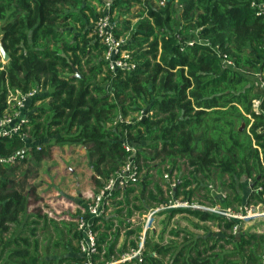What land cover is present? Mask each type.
Listing matches in <instances>:
<instances>
[{
	"label": "trees",
	"instance_id": "trees-1",
	"mask_svg": "<svg viewBox=\"0 0 264 264\" xmlns=\"http://www.w3.org/2000/svg\"><path fill=\"white\" fill-rule=\"evenodd\" d=\"M252 2L264 0H166L163 6L112 0L115 33L128 37L124 49L135 65L131 72H114L95 29L104 15V0H0V35L10 56L0 64L1 109L8 107L10 91L50 89L28 105L23 132L42 147L27 154L40 162L51 139L81 144L88 150L98 189L128 160L126 145L133 146L139 169L148 172L145 183L137 184H153L146 202L134 206L141 214L145 204L160 207L174 200L208 207L205 200L214 201L212 185L226 192V209L264 204V89L256 77L264 78V18L255 14ZM136 9L140 12L134 13ZM220 54L234 67H225ZM142 112L146 116L139 119ZM25 146L20 137H0L3 156ZM148 169L176 175V186L165 181V190L159 181H151ZM17 170L0 166V264H82L77 221L58 223L41 210L29 213V197L35 193L27 191L25 180L16 181ZM243 178L252 186L247 203ZM126 190L118 201L127 208L126 216L118 223L100 217L92 225L98 235L97 264L139 247L142 227L131 229L134 211L129 207L135 189ZM120 194L116 190L113 198ZM183 213L200 225L217 227L220 234L200 236L177 226L167 246L161 236L145 242V254L150 248L157 257L122 264H264V233L237 237L236 220L204 209L161 214L170 224ZM124 225L127 239L119 245ZM201 229L209 234V228Z\"/></svg>",
	"mask_w": 264,
	"mask_h": 264
},
{
	"label": "built area",
	"instance_id": "built-area-1",
	"mask_svg": "<svg viewBox=\"0 0 264 264\" xmlns=\"http://www.w3.org/2000/svg\"><path fill=\"white\" fill-rule=\"evenodd\" d=\"M165 3L166 0H161L160 4L163 6ZM111 6V0H104V15L100 17L95 24L96 33L107 47L106 59L109 62L110 69L114 72L120 70L131 72L135 69V65L133 62H130V54L124 49V47L129 44V39L124 36L117 37L115 32L118 30V21L113 20L111 17ZM251 8L257 16L264 18V3L252 2ZM193 43V41H189L190 45ZM220 57L225 67H234L233 62L228 60L226 56L220 54ZM256 77L261 87L264 89L263 75L258 74ZM41 92L42 90H34L23 94L20 93V91L16 93L10 91L7 102L8 107L2 110L0 106V137L6 139L20 137L26 144L24 150L21 152L6 156L0 154V166H17L26 160L27 153L34 147H36L37 150H41V144L32 143L23 132L25 125L28 123V116L30 114L28 105ZM145 116L146 113L142 112L139 119H144ZM126 149L131 152V155L128 157L124 166L112 178L106 181L97 193L91 195V201L86 211H84L85 215L78 217V230L82 234L79 243L82 264H97L95 257L99 254L98 235L93 231L92 225L97 218L104 217L107 214L114 192L116 190H126L141 180L142 172L135 161L136 150L129 144L126 145ZM165 177L168 178L169 175H165ZM170 185L171 187L176 186L175 182L170 183ZM177 208L204 209L239 222L240 220H247L259 215V211L264 208V204L258 206L252 205L250 207L241 206L238 210H233L231 208H221L219 205L204 207L197 203L174 200L162 206V209ZM238 224L239 223H237V226L234 228L235 234L239 231ZM139 247L133 251V254L128 256L129 260H131V257L136 258L142 253L143 244L140 249Z\"/></svg>",
	"mask_w": 264,
	"mask_h": 264
},
{
	"label": "rangeland",
	"instance_id": "rangeland-1",
	"mask_svg": "<svg viewBox=\"0 0 264 264\" xmlns=\"http://www.w3.org/2000/svg\"><path fill=\"white\" fill-rule=\"evenodd\" d=\"M150 3L154 4V5H161L160 1L161 0H148ZM85 3H89V2H85ZM91 4H88L91 7H95L97 11L100 10V7L97 8V4L95 2H90ZM135 12H138V10H135ZM140 12V11H139ZM136 20H133V22H135ZM2 48H3V44H2V36L0 35V64H6L8 62H6L3 59L2 56ZM48 92H50V89H44L42 90L41 94L42 96H45ZM48 102V100H45L44 102L41 101H37L36 105L39 106L41 104H46ZM51 144H56V145H62L63 143H56L55 140L51 139ZM48 145V144H47ZM65 147V146H63ZM51 147L48 150V154L46 157L52 158V160H45L43 163L40 161L39 165H31L30 163H28L27 165H25L24 167L20 164V166L18 167V170L15 174V178L16 181H22L25 180V185L27 187V191H34L35 195L30 198V203L33 205H35V202L37 201V209H43V211H47L45 213L49 214L48 212H50V214L52 215L51 218L55 217L54 219H56V221H58V223H62V221L65 222H74L73 220L77 221L79 216H83L85 215L84 211H86L87 206L89 205V202L91 201V195L90 198H84L83 199V203L84 206H82L83 204H76V200H79L81 198L78 197V193L76 192V195H70V191L69 189H72L70 187V185L72 183H74L75 181L78 180V176H72L71 177V173L70 172H66L68 171V169L70 168H76L77 165L73 164L72 162H70L69 160H67L68 158L64 155L67 154V152L63 151L62 148V153L60 152L58 159H55L54 155L51 154ZM159 162V161H157ZM42 166L41 169H39ZM50 167V168H49ZM184 173H187V168L184 164H182ZM31 169V173L29 175V177L26 178L25 175V171ZM149 170V169H148ZM142 175H141V180L140 183H145V178L148 176V172L146 171H141ZM149 175H151L150 179L151 181H159L163 187L165 188V190L168 189V187L165 185L166 182L165 181H170L169 183H174L176 180V175H174L172 178L168 177L166 178L165 175H167V172L163 171L164 173L162 175H158L157 171L154 170L153 172L149 170ZM67 174V175H66ZM64 183H68L69 187L64 188ZM84 183V179L82 178V180L78 181V185H76L78 187V192H84V190H82L81 184ZM39 184H43V189L42 190H34V186L39 185ZM241 184H242V197L244 200L249 199L248 197H250V194L252 193V186H251V182L246 179V181H243V179L241 180ZM76 186L74 189H76ZM90 187H94L93 185H91ZM130 188L135 189L134 192H132L130 194V204L129 207L132 208L133 210H136L134 208V206H141L142 201L145 202V200H147L148 198V193L150 190L153 189V184H151L149 187H144L143 185L141 186L140 184H136L133 187L131 186ZM211 192H210V196L214 199V201H210V200H205L206 202V206L208 207H212L213 203H217V205H219L221 208L226 207V203L224 202V195L226 194V192H224L222 189H219L216 185H212V187H209ZM55 190L58 191L57 195H51L49 197H51L52 199L50 200V202H47V193L50 190ZM93 189V188H92ZM91 189H87L86 191H89ZM39 192V193H38ZM82 192V193H83ZM96 192V190L94 191ZM70 193V194H69ZM95 194V193H94ZM92 194V195H94ZM170 193L167 192V194L165 195L167 198L169 196ZM136 197H139L140 199H136ZM67 200L68 201H74V204H67ZM248 201V200H247ZM116 203V199L113 198L110 201V210L111 207ZM33 205H31V209L34 207ZM75 206H78L75 207ZM145 210L143 211V214L141 215V213L136 214L135 216V220L139 219V223L140 225L146 227V222H149V227L153 228V225L155 227L156 230L163 228V220L165 219L164 217H160V216H155L156 213L154 214H150L154 209H150L151 206L145 204L144 205ZM74 208L77 209V211L74 210ZM34 209V208H33ZM149 209V210H148ZM156 210H162V208H158ZM68 211V212H66ZM109 210H107L108 212ZM113 211V210H112ZM112 211L109 213L112 214ZM139 212V211H136ZM260 213H264V210L261 209L259 211ZM158 213V212H157ZM216 215H219L217 213H215ZM110 215V217H111ZM146 215V216H145ZM148 216H150L148 218ZM145 217V218H144ZM76 223V222H74ZM239 224V231L236 233L237 237H239V235L242 232L245 233H264V214H259L256 217L247 219V220H240L238 222ZM77 224V223H76ZM160 224V225H159ZM172 224L178 225L180 228L185 229L187 231H190L191 233H194L196 235H200V236H209L212 234H220L219 229H217V227L212 226V228L210 226L207 225H200L198 224V222L191 217L190 215H183V216H179L178 218L176 217L175 220L173 221ZM209 228L210 231L208 232L209 234H205L204 230H202L201 228ZM163 230V229H162Z\"/></svg>",
	"mask_w": 264,
	"mask_h": 264
},
{
	"label": "crops",
	"instance_id": "crops-1",
	"mask_svg": "<svg viewBox=\"0 0 264 264\" xmlns=\"http://www.w3.org/2000/svg\"><path fill=\"white\" fill-rule=\"evenodd\" d=\"M136 10H138V9H136ZM139 11V10H138ZM51 141L52 140H50L49 142H48V144L49 145H51V149H52V151H51V154H53L54 155V157H55V159H58V157H59V154H60V152L62 153V148H63V151L64 152H67V154L66 155H64V156H66L68 159L67 160H71L70 162H72L73 164H76L77 165V167L74 169H72V168H70V169H68V171H66V172H70L71 173V177L70 178H72V176H78V180L77 181H75L74 183H72L71 185H70V187L72 188V189H69V191H70V195H76V192L78 193V197L79 198H81V199H79V200H76V204L78 203V204H83L82 206H84V203H83V199L84 198H90V195H92V194H94V193H97L98 192V186L96 185V183H95V178L97 177V175L95 174V172H94V170H93V168H92V166H91V164H90V161H89V158H88V150H87V148L85 147V146H83V145H81V144H69V143H65V144H63V146H65V147H63L62 145H56V144H51ZM60 151V152H59ZM47 159H49V160H52V158H49V157H44L42 160H41V162L43 161H45V160H47ZM26 161V162H25ZM24 162H22L21 163V165L24 167L25 165H27L28 163H30L31 165H39V163L40 162H35V161H32L31 159H30V155L29 154H27V158H26V160H25ZM42 162V163H43ZM18 167L20 166V164L19 165H17ZM17 166H14V167H17ZM40 168L39 169H41V167L42 166H39ZM50 168V167H49ZM29 171H30V173H31V169H28ZM27 171V170H26ZM67 175V174H66ZM29 177V176H28ZM82 178L84 179V183H82L81 184V187H82V190H84V192L82 193V192H78V187L76 186V185H78L77 183H78V181H80V180H82ZM243 181H246V178H243ZM91 185H93L94 187H90ZM136 185V184H135ZM43 184H39V185H36V186H34L33 188H34V190L36 189L37 191L38 190H42L43 189ZM64 188H67V187H69V184L68 183H64ZM75 186H76V189H74L75 188ZM134 186V185H133ZM132 186V187H133ZM93 188V189H92ZM87 189H91V190H89V191H86ZM96 190V192H94ZM120 192H121V194H120V196L118 197V198H116V203L111 207V210H110V206H109V211L111 212L112 210V214L113 215H111V213H109V211L107 212V214L104 216V218L106 219V220H109V219H113L116 223H118L120 220H122L125 216H126V212H127V208L126 207H124L123 208V206L122 205H120V203H118V201H122L123 200V196H124V193L127 191V190H119ZM39 193V192H38ZM58 194V191H55V190H50L48 193H47V195H46V197H47V202H50V200L52 199L51 197H49V196H51V195H57ZM31 198V197H30ZM30 198H29V207H28V212L29 213H36L38 210H41L42 211V213H45V212H47V211H43V209H37V201L35 202V205H33V203L31 204L30 203ZM249 198V197H248ZM248 200V199H247ZM247 200H245V202L247 203L248 201ZM144 202V201H143ZM146 202V201H145ZM144 202V203H145ZM67 204H74V201L72 200V201H68L67 200ZM31 205H33L34 207V209L32 208H30L31 207ZM119 205V206H118ZM154 205H155V203H151V204H149V206H151V208L150 209H154L150 214L152 215V214H154V213H156V215L155 216H160V217H164L165 219H162L163 221V228H161V229H158V230H156L155 229V227H154V225H153V228H151V227H149V222H146V227H144L143 225L141 226L140 225V223H139V219L138 220H135V216H136V214H140V212H136L137 210H133L134 211V214L131 216V219H130V221H131V223H132V227H131V229H134V228H137V227H139V226H141L142 227V232H140L139 234V237L137 238L138 240V244H139V249L141 248V246H142V244H143V247H142V253L139 255V256H137L136 258H132L131 257V260L133 259V260H135V261H138L139 263L140 262H142L143 261V258L146 256V255H156L155 257H157V254L156 253H152V250L150 249V248H148V250H147V254H145V250H146V248H145V242L146 241H148L149 242V239L151 240V239H154V240H158L159 238H160V236L164 239V242H163V246H167L168 245V242H169V239L170 238H173V236H171V230L172 229H175L178 225H175V224H172L173 223V221L175 220V218L177 217H179V216H183V215H187V214H177L176 216H174V218L172 219V221L170 222V224L168 223V219L166 218V215H164V214H161V213H163V212H165V211H168V210H172V209H162V210H156V209H158V208H162V206H160V207H154ZM255 206H258V205H262V204H254ZM252 206V205H251ZM75 207H77L78 208V206H75ZM122 207V209H123V211H122V213H118V210L120 209ZM177 209H179V208H177ZM263 210H264V208H262ZM74 210L75 211H77V209L76 208H74ZM149 210V209H148ZM66 212H68V211H66ZM158 212V213H157ZM49 213V215L50 216H52L51 214H50V212H48ZM259 214H264L263 212L262 213H260L259 212ZM110 215H111V217H110ZM142 215V214H141ZM146 216V215H145ZM258 216V215H257ZM150 216H148V218H149ZM256 217V216H255ZM145 218V217H144ZM129 220V219H128ZM169 224V227L165 230L164 228H165V226L166 225H168ZM160 225V224H159ZM179 227V226H178ZM180 228V227H179ZM162 229H164V231L162 230ZM181 230H185V229H182V228H180ZM129 230V228H126L125 227V225H124V228H122L121 229V235H120V239H119V245L120 244H124L125 242H126V231H128ZM184 237V233H181L180 234V236H179V242H181L182 241V238ZM136 238V236H132L130 239H135ZM133 251H135L133 248H131L130 249V252L128 253H125V254H123L122 256H121V258H119V259H115V258H113L112 260H111V262L109 263L108 262V264H122V263H125L126 261H130L129 259H128V256L130 255V254H133ZM101 257V256H100ZM97 260V263H99V259H96ZM103 260V259H102ZM164 261L165 262H167L168 261V257H166L165 259H164Z\"/></svg>",
	"mask_w": 264,
	"mask_h": 264
},
{
	"label": "water",
	"instance_id": "water-1",
	"mask_svg": "<svg viewBox=\"0 0 264 264\" xmlns=\"http://www.w3.org/2000/svg\"><path fill=\"white\" fill-rule=\"evenodd\" d=\"M111 1H112V0H111ZM1 53H2L3 59H4L6 62H8L9 59H10V56L8 55V53L5 51L4 48H2ZM75 71H76V76H77V77H81V74L79 73V71H78L77 69H75Z\"/></svg>",
	"mask_w": 264,
	"mask_h": 264
}]
</instances>
